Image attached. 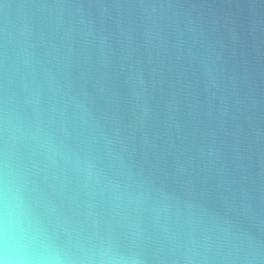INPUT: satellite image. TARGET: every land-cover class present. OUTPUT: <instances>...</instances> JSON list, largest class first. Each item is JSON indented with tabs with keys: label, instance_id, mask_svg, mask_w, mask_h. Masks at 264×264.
I'll use <instances>...</instances> for the list:
<instances>
[{
	"label": "water",
	"instance_id": "1",
	"mask_svg": "<svg viewBox=\"0 0 264 264\" xmlns=\"http://www.w3.org/2000/svg\"><path fill=\"white\" fill-rule=\"evenodd\" d=\"M63 264H264V0H0V208Z\"/></svg>",
	"mask_w": 264,
	"mask_h": 264
},
{
	"label": "clouds",
	"instance_id": "2",
	"mask_svg": "<svg viewBox=\"0 0 264 264\" xmlns=\"http://www.w3.org/2000/svg\"><path fill=\"white\" fill-rule=\"evenodd\" d=\"M0 264H63L40 216L10 191L0 208Z\"/></svg>",
	"mask_w": 264,
	"mask_h": 264
}]
</instances>
